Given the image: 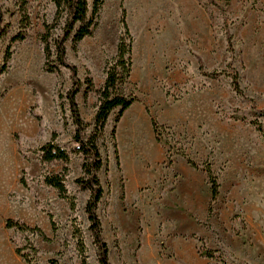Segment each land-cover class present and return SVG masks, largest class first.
<instances>
[{"label":"rangeland","instance_id":"rangeland-1","mask_svg":"<svg viewBox=\"0 0 264 264\" xmlns=\"http://www.w3.org/2000/svg\"><path fill=\"white\" fill-rule=\"evenodd\" d=\"M26 1L31 25L24 40H13L20 31L21 0H0V67L9 45L12 51L0 74V264H50L52 258L80 264L74 217L88 263L97 264L85 213L90 191L76 182L84 174V155L73 140L66 99L71 72L56 60L64 20L51 31L46 59L42 34L45 23L55 22L56 5ZM123 16L132 41L131 69L120 85L135 101L119 121L118 108L110 114L98 142L105 192L97 212L110 262L264 264V136L252 123L264 125V116L255 114L264 109V0H104L92 34L65 42L66 60L82 83L77 101L88 124L86 137L94 129L107 64L117 59ZM200 60L206 73H226L205 75ZM46 63L58 68L46 70ZM233 74L240 91L232 85ZM128 122L134 124L131 137ZM52 138L69 153L68 163L41 160L39 147ZM188 158L198 163L192 168L204 182H181L188 177ZM206 163L219 183L215 199ZM65 166L74 212L42 181ZM171 174L180 182H165ZM8 219L39 226L50 239L8 229ZM29 244L37 249L32 263L15 252L21 248L33 256Z\"/></svg>","mask_w":264,"mask_h":264},{"label":"trees","instance_id":"trees-1","mask_svg":"<svg viewBox=\"0 0 264 264\" xmlns=\"http://www.w3.org/2000/svg\"><path fill=\"white\" fill-rule=\"evenodd\" d=\"M56 5V14L54 24L45 23L46 30L42 34V41L44 43V53L46 59H49L52 50L50 46L51 31L56 27L58 21L64 20L63 34L55 42L56 47V60L59 65L69 68L71 72L72 86L66 93V99L68 101L71 117L75 125V133L73 140L79 145L77 151L84 155V161L82 163L83 176L78 178L76 182L83 189L90 191V198L85 205V213L89 221V230L93 243L98 249L97 264H112L109 258V246L103 237V227L101 219L98 215L97 208L104 196L105 188L102 185L99 172L103 167V158L99 147V140L102 137L108 118L110 114L119 109V114L116 117V121H119L122 113L132 105L135 101L134 97L126 96L121 91V83L125 82L130 76L131 69V36L128 26L125 22V18H122V25L124 28V34L119 40L117 59L107 64L106 79L103 87L100 90V102L94 118V129L89 137H86L85 130L88 124L84 121L79 104L77 101V94L81 91L82 83L78 76V69L75 65L69 63L66 60V47L65 42L72 38L73 41L78 42L84 37L92 34L94 28L97 25V18L99 11L104 0H53ZM27 1L21 0V13L22 18L20 21V31L13 37V40H24L27 36V29L30 27V15L27 10ZM4 35V32L0 31V38ZM128 39V42H126ZM230 41V37H229ZM12 56L11 46L9 45L5 53L4 64L0 67V74L7 70L9 59ZM127 56V58H126ZM58 67L55 65L48 66L45 64V69L54 71ZM200 71L205 75L215 77L216 75L226 73L225 71H214L212 73H206L203 70V64L200 60ZM91 83V82H90ZM232 85L236 91H240L239 77L237 74L232 75ZM255 114L258 116H264V109L255 110ZM154 131H156V122L152 121ZM256 128L264 136V125L258 120L252 121ZM157 141H160L159 136L156 134ZM41 153V160L43 162H49L53 160H63L68 163L70 159L69 153L58 145L54 138L51 141L45 143L39 147ZM188 163L193 168H198L199 165L196 161L188 158ZM204 169L208 174L211 183L212 198L215 199L219 195V183L216 176L213 173L212 166L209 163L204 165ZM69 172V168L65 166L59 173L45 174L42 181L45 185L56 189L59 198L64 199L72 212L76 210V197L70 193L66 185V176ZM25 185V182H22ZM53 229H55V222L53 217L49 214ZM73 234L72 236L76 240V248L78 250L81 263H88L87 246L84 239L83 231L80 227V223L77 218L72 219ZM5 227L10 229H18L20 231H32L37 232L45 240L50 238L45 234L43 229L39 226H30L20 220L8 219ZM28 248L34 252L33 256L30 254H21L22 249L16 248L15 252L20 255L27 263L37 261V249L29 244ZM27 249V248H26ZM205 255L211 256L212 254L206 251ZM50 264H59L56 258L49 260Z\"/></svg>","mask_w":264,"mask_h":264},{"label":"crops","instance_id":"crops-1","mask_svg":"<svg viewBox=\"0 0 264 264\" xmlns=\"http://www.w3.org/2000/svg\"><path fill=\"white\" fill-rule=\"evenodd\" d=\"M173 169V167L171 168ZM184 173L186 176L184 181L181 182H204L203 178L200 176H198V174L193 170L192 166H184L183 167ZM165 182H180L179 179H177V177L173 174H171L170 176L167 175V180Z\"/></svg>","mask_w":264,"mask_h":264},{"label":"bare ground","instance_id":"bare-ground-1","mask_svg":"<svg viewBox=\"0 0 264 264\" xmlns=\"http://www.w3.org/2000/svg\"><path fill=\"white\" fill-rule=\"evenodd\" d=\"M130 123V124H129ZM127 125V124H126ZM128 129H129V131H128V133H129V136L131 137V134H132V132H133V130H134V128H133V126H134V124H133V122H128ZM126 130V129H125ZM129 137V138H130ZM135 140V139H134ZM129 141H130V139H129ZM128 141V142H129ZM129 146H131V145H129ZM130 148V147H129Z\"/></svg>","mask_w":264,"mask_h":264}]
</instances>
